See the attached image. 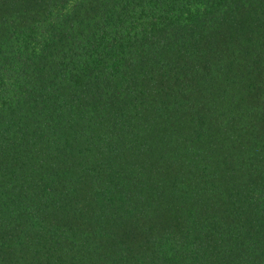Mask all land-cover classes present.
Listing matches in <instances>:
<instances>
[{
  "label": "trees",
  "instance_id": "1",
  "mask_svg": "<svg viewBox=\"0 0 264 264\" xmlns=\"http://www.w3.org/2000/svg\"><path fill=\"white\" fill-rule=\"evenodd\" d=\"M0 264H264V0H0Z\"/></svg>",
  "mask_w": 264,
  "mask_h": 264
}]
</instances>
